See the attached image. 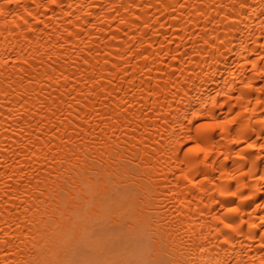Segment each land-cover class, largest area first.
<instances>
[{
  "label": "bare ground",
  "instance_id": "6f19581e",
  "mask_svg": "<svg viewBox=\"0 0 264 264\" xmlns=\"http://www.w3.org/2000/svg\"><path fill=\"white\" fill-rule=\"evenodd\" d=\"M262 22L264 0L0 7V264H261L264 181L223 177L264 176Z\"/></svg>",
  "mask_w": 264,
  "mask_h": 264
},
{
  "label": "clouds",
  "instance_id": "9594fccd",
  "mask_svg": "<svg viewBox=\"0 0 264 264\" xmlns=\"http://www.w3.org/2000/svg\"><path fill=\"white\" fill-rule=\"evenodd\" d=\"M235 2V0H234ZM9 3V0H4V4L3 5H0V7L2 6H6L7 4ZM260 29L261 31H264V22H262L260 24ZM218 95H220V93H218ZM211 103L214 105L215 104V100L214 98L211 100ZM208 107V104L207 105H203L202 106V110L201 111H197V112H194L192 114L193 118H196L198 116H201V115H208V113H206L205 111H203L204 108H207ZM262 124H264V121L260 122ZM223 124V123H222ZM233 123H229L227 125H232ZM249 126H250V122L249 123H246V122H242L241 126H240V129H241V132H245L249 129ZM219 129H221V131L223 132H227L228 128H225V127H218ZM213 129H217V128H211V129H207V128H202L201 126L197 129V135H201V134H204L205 132H207L208 130H213ZM188 140H195V137H192V136H183L182 138L180 139H177L176 140V145L179 146L181 144V142H187ZM230 143H233L234 141L233 140H229ZM235 142H238V141H235ZM212 152H216V153H219L220 152V148L217 147L216 145H210V146H202L201 144L199 143H195L194 144V147L191 149V150H188V152L186 153V155H197V154H200V153H203L204 157L207 158ZM235 155H239V153H236ZM229 155H225V158L227 159ZM209 167H211V165H209ZM254 170H255V164L253 163V167L250 168L247 173L245 172H238L236 174H232V173H225L224 174V177H223V180H227V181H239V183L237 184V192H239L240 190L246 188V187H249L248 184L244 183L243 182V176L245 175H249L251 176L254 180H257V181H264V179H262V177L264 176H261L259 178L255 177L254 176ZM184 178L187 179L188 178V175L187 173L184 174ZM203 180L200 181V187L197 188V185L195 184V187L193 186L192 184V188H197L198 191H201V192H204L206 191L202 185H203ZM209 183H211V181H209ZM224 187V185L220 186V185H217L214 187V191L215 192H218L219 195L221 197H228V196H233V195H236V193L234 192H230V191H221L220 189ZM252 187H255V185H252ZM223 193V194H222ZM254 194V193H253ZM248 199V197H242L241 198V203H243L244 200ZM237 209V211L235 212H229L228 209H226V212L227 213H236L239 211L238 208H235ZM218 219V218H217ZM210 222L212 223V218H210ZM220 223H222L223 221H219ZM225 226V225H224ZM204 227H210V223L208 225H205ZM226 228V227H225ZM232 232L236 233L237 235H239V225H236V226H233L232 229H231ZM204 243H207V241H205ZM212 247L210 244H207V246H204V247H201L202 249V252L200 253L202 256H204L205 254H209L212 250ZM137 264H140L139 261H137ZM204 264H205V261H204ZM235 264H245V262L243 261H236Z\"/></svg>",
  "mask_w": 264,
  "mask_h": 264
},
{
  "label": "snow or ice",
  "instance_id": "6c2138e0",
  "mask_svg": "<svg viewBox=\"0 0 264 264\" xmlns=\"http://www.w3.org/2000/svg\"><path fill=\"white\" fill-rule=\"evenodd\" d=\"M11 2H12V0H9V3H11ZM52 2L55 3V0H52ZM246 87H251V85L250 84L246 85ZM257 103H260V101H257ZM234 122H235L234 120L228 119V120L224 121L223 124H218L217 122L205 123V124L201 125V127L202 128H207V129L218 128V127H222L223 125H227L229 123H234ZM193 147H191L189 150H191ZM252 147H254V145H251V144L248 145V148H252ZM101 172H102V170H101ZM99 177H100V173H98L96 176H93L91 178L92 182L99 183L100 182ZM262 179H264V177H262ZM193 186L195 187V183H193ZM228 211L229 212H235V211H237V209L231 208V209H228ZM225 227L228 228L230 226L229 225H225ZM261 247H264V245H261ZM261 264H264V261H261Z\"/></svg>",
  "mask_w": 264,
  "mask_h": 264
}]
</instances>
